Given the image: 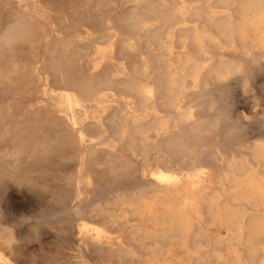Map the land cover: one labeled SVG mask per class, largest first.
<instances>
[{
  "label": "rangeland",
  "instance_id": "374dc122",
  "mask_svg": "<svg viewBox=\"0 0 264 264\" xmlns=\"http://www.w3.org/2000/svg\"><path fill=\"white\" fill-rule=\"evenodd\" d=\"M0 1H1L0 2L1 3L0 4V12H2L4 9L3 8L4 7L3 6L4 0H0ZM36 1H39V0H9L8 2L10 3V5H12L11 7L18 8L19 11L22 13H28L31 8L36 12H38V10H44L45 15H46L45 19H46L48 32H51L52 31L51 27L55 24L57 25V23L59 22L58 18H57V16H59V15L65 20L66 26L71 25V26H74L78 30H81V31H83V29L80 27V20L83 18L84 19L86 18V19H90L89 21H86V24L88 26H90L92 23V25L97 29L98 33L103 32V34L104 33L106 34V32L110 33L112 31L115 33L119 32L118 33L119 38L121 39L123 37V39H121V41L123 40V41H126L127 43H132V44H134L135 48L137 47L136 49L132 48L130 50H125V52H124V50H122V48H121L122 47L121 44H118V48H117L118 50L117 49L115 50L116 55H115V53L113 55L107 53L103 56L100 53H97V51L94 48L89 49L88 52L85 53V56L80 60L81 72H82L83 76L91 75L92 72L94 71L93 67H94L96 60L97 61H105V59L107 60V58H108L107 55L108 56L112 55L115 57L114 58L111 56L112 57L111 62H113L115 65H117V64L121 65L124 63V64H127L129 66H134L136 64L138 67V64L142 65V62L146 61L147 62V77H149V80L147 78V80H148L147 84H149V83L153 84L154 83L155 85H157L159 95H161L162 97L164 96V87H165L166 79L170 78V76L173 75V73L175 72V66L170 65V60L174 56L176 57L178 55V53H181L182 51H187L189 54L191 53L190 55L196 60L200 59L199 52H197L198 50L195 48L194 44L191 45L194 41V38H192L193 36L192 37L190 36L189 38L187 37V35H192V33L188 34L190 32H187V31H183V32L180 31L179 32L178 29H181V28L188 29V28H194L195 27L197 29L196 33H199V31H201V28H202V27H199L201 24V26H203L202 29H204V31L206 29L209 30L207 28L209 26H210L209 28L212 31V29L214 30V27H213V24H211L212 25L211 26L209 24V22H210V17H211L210 15H213V14H215L218 18L221 15H229L232 19L237 20V21L241 20V19H249L252 17L255 19H258L259 17H261V19L262 18L264 19V1H261V0H258L259 2L257 1L258 3H260L258 5H257V2L255 3L256 0H252L253 2H251V0H247V1L246 0H240L241 2H243V3L239 2L240 4H238L239 0H224V1H222V0H219V1L218 0H214V1L213 0H186L188 3H190L191 6L188 3L185 4V2H186L185 0H165L166 3L168 2L167 4L175 11V14L177 16L178 21L172 20V18L169 19V16L163 17L164 14H162V12H161V9H163L162 8V2L160 0H150L152 3V6H148L147 4H145L144 0H111L109 2L106 0L105 1L104 0H59V1H57V0H55V1L54 0H45V1L42 0L41 1L40 0L39 3ZM171 1H174V2L172 3ZM197 1H198V3H197ZM227 1L228 2L230 1V2L227 3ZM236 1H237V3H236ZM245 2H246V5H244ZM56 3L60 4L61 7L59 5H57ZM247 3H250V4L248 5ZM187 4H188V6H187ZM206 4H207V6H206ZM228 4H230V5H228ZM234 4L237 6H234ZM255 4H256V7H254V9H256V10H254V12H253V10H247L248 7H245V6L250 7V6L255 5ZM45 6H47L48 8ZM182 6H184V9ZM207 7H209V8H207ZM241 9H244V11ZM54 10H56V11H54ZM184 10H186L189 14H187V16L182 18L181 13L185 12ZM197 10H199L200 12L202 11L203 14L207 15V17L204 15L205 17L203 18L202 12L200 15V12ZM257 10L258 11L260 10V11L258 12ZM196 11H197V13H199V15L202 18L199 17V15H197V13H195ZM249 11L252 12L251 15H250ZM192 12H194V15L195 16L197 15V17L194 18L193 17L194 15ZM257 13H258V15H257ZM76 14H78V15H76ZM134 15L136 16V18H139L140 20H144V21H142L143 25L142 24L138 25V26L135 25V23L133 21ZM255 15H257L258 17ZM54 16H55V18H53ZM190 16H191V18H190ZM50 17H52L54 20ZM130 17H131V19H130ZM166 18L168 21H166ZM0 19H3V17L1 15H0ZM200 19H202V20L200 21ZM208 19H209V21H208ZM207 21H208V23H206ZM166 22L169 24H167ZM159 23H160L161 29H155ZM163 23H164V25H162ZM210 23H213V22H210ZM144 24H145V26H144ZM165 24H167V25H165ZM58 25L63 26V23L59 22ZM197 25H199V26H197ZM204 25H207V27ZM110 26L111 27L113 26V28H111ZM149 27H150V29H149ZM166 27L169 29H167ZM197 27H199V28H197ZM106 29H109L110 31L109 30L106 31ZM204 31L202 30L201 33ZM206 31H205L206 34L208 33L211 35V32L209 33V31L208 32H206ZM144 32L147 34V36H145L146 34ZM178 32H179V34H181V36L178 35ZM167 33H168V35H167ZM212 35L218 36V34L215 30H214V34L212 33ZM149 36H151V38ZM248 36L252 37V34H250ZM140 37L142 39H139ZM185 37H187V38H185ZM180 39H181V41H180ZM129 40H131V41H129ZM146 41L148 44L150 42L151 43L148 45L146 43ZM98 42L100 43L99 44L100 45L99 50H101V47H102V50L106 49V47H107L106 45H108V44L105 41H98ZM136 42H138V43H136ZM251 42H252V38H250L247 41V45H250ZM179 43H181L182 45L180 46ZM173 44H174V46H173ZM188 45H189V48H188ZM166 47H167V50L165 49ZM211 47H212V45H207V48H208L207 51L208 52L212 51L210 53L211 56H217L219 53H221L222 55L227 54L229 56L228 61L233 60L232 61L233 64L242 65L243 68L245 66V68H247V69L244 68L245 69V71L243 73L244 78L242 77V78L238 79V78H235L232 76L233 78L231 77L229 79L223 80L222 83L221 82L217 83V81L212 79V77L210 78L209 74H207L204 76V80L201 83V85H202L204 83V81L209 82L208 88L210 91H212L210 94H213V95H211L210 99L212 101H214V103H213L214 107L216 106L215 108L217 109L216 114H214V115H224V114L229 115L230 119L227 120L229 122H226V119L224 121L225 124L228 125L227 126L228 128H226V129L227 130L229 129V130L227 131L226 129L219 128L216 130L217 134L212 133L213 134V135L211 134L212 136L205 135V136H201L199 138L196 137L195 141L193 142L195 145L194 144L193 145L195 147L203 145V147L201 146L199 148L204 149V147H206L205 151H211L212 150L211 152H213L214 154L219 152V154H221L222 157H224L222 154H224V152L226 151L224 155L227 157L226 158L224 157L225 158L224 159L225 162L223 161L224 163L219 161L216 163V165L210 166L211 162L208 159L206 153L201 155V165H203L204 167H212L211 169L216 176V178L214 180L215 182H213L214 185L211 184V186H210L211 189L213 190V193H214V194L213 193H210V194L214 195L215 199H213L214 197L211 196L210 194H208L209 196L207 195V196H204L203 198H197L196 196H193L192 193L190 194V193L184 192V193H181L179 196H177V198L175 200L172 201V204H173L172 208L174 209V211L176 210L179 213V217L181 218V220L183 219L182 220L183 227L185 226V227H188L190 229L192 228V231H190L189 233L188 232L183 233V236L182 237L180 236L178 239H172V240L171 239H166V240L160 239L159 238V232H160V228H161L160 227L161 223L159 221L154 220L153 217H151L148 214V211L147 212H141L139 215H136V214H132V213H129V214L124 213V212H122V209H120V207H116V209H114L112 207L113 203H115V201H114L115 197L118 196L119 194H122V193L133 194L135 192L137 193L136 190H139L140 187L142 186V184H144V182L141 181L140 177H139L141 173L147 174V180H149V173L152 170H154L155 166H156L154 163L153 157L155 158L156 155L158 154V152H156L157 151L156 148L151 147L149 150H146V151H148V154H145L147 152H144L143 147L145 146V144L151 143V142H153V140H155V132L154 131H150L148 133L145 132L146 135H144V134L141 135L138 132L137 133L135 132L136 134L134 132L131 133L133 135V139H134L133 143L136 142V144L134 143L133 147H132V150L134 149L133 151H135V154H134L133 151H130V153H127L128 150H125L126 147L124 146L125 147L124 148L123 146H121V143H120L116 133H114L115 131L112 128H108V130L106 129L103 133L94 132V130H92V129L87 130V133H88L87 136H89L88 137L89 140L91 138L93 141L98 139L97 141H101L103 143V144L101 143L102 144V145H100L101 147L105 144L102 148H107V147H108V149L112 148V153L110 155L109 154L108 155L103 154L101 152L96 154V156L94 158V162L98 163V164H96V165H98V167L95 165V163L92 160H89L87 162L86 168L88 169L91 166V168L88 170L91 171L93 174H95V176H92L95 180L94 185H92L95 192H93L92 194H88L87 186H86L87 173H86L85 169L83 168L82 163L79 165L76 158L73 155H71L72 152L70 150H63V149L59 150L58 148H54V152L56 154L54 153L53 154L54 156L53 155L49 156L47 159L39 158V155H37V154H35V156H33L34 153H37L36 151H37V148L39 147L38 144H44V142L46 143V141L48 143L49 140H53L57 135L56 133H53V131H50L49 128H47V127H43L42 132H41L40 127H36V126H34L33 128L26 127V124L28 122L26 116L30 115V113H31L30 107L31 106H32L31 110H33L40 104V101L48 103L49 98H52L56 101L59 100L57 95L54 94V96H53V94L51 93L50 88H52V87L56 88L55 84L50 85L51 87H49V86H46V88L44 87L43 82H44V78H46V73L48 72V70L45 69L46 67H45V63H44L45 58L43 55V45L39 48V51L41 52V54H39L37 56H39L41 59H40V61H38V64H36V66H35L36 67L35 76H34V78H32L30 80L31 86L25 85L26 86L25 87L22 85L19 87L20 89L18 88L19 90H23V88H25L24 90L34 91L36 89H42V87H43L46 90L43 93L42 97H35V96L28 95V94H25L23 96V95L19 94V92H16V89H14L13 87H5L3 85L2 86L0 85V127L2 126V128L0 129V132H1L0 133L1 134L0 140H2V144L0 142V144H1L0 150L5 151V153L3 151L1 153V151H0V155H1L0 156V177H1L0 178V241L4 240L5 237L11 238V241L8 244V246L4 245V244H0V254L3 256V258L6 260V262H8L7 264H82L81 260H83L85 262L83 264H115L117 262H118L117 264H121V263L122 264H126V263L127 264H133L134 262H136L134 264H142L141 261L143 262V264H231V263H233V264H251V263L252 264H257V263L264 264V259L261 258V256L264 257L263 256L264 255V239H263L264 236L257 238L256 240H253L252 241L253 245H251V246L245 245V243H244V245L243 244H237V246H236V243L234 244V242H227L226 241L227 233H228L225 230L226 227L233 226L238 221L237 220V218H238L237 214L238 215H243V214L247 215L248 219H251V217H249V215L253 210L254 201L250 200V196H249V198L247 197L250 193V189H249L248 185L245 183V177L244 176L240 177L238 174H237V176L236 175L232 176L231 174H228V176L226 178L223 177L224 174H227L226 172L229 173V171L226 168V162H231L232 160H236V161L241 162L243 160H246L247 157H248L247 159H249V156H250L249 151H250V148L252 147V145L254 146L255 144H258V143L259 144L264 143V140H263L264 139V105H263L264 104V63H263L264 60H262L263 62L261 61L262 64H261L260 68H256V70L255 69L253 70V68H255V67L252 64H251V66H253V67H251L250 65L248 66V64H245L244 61H243L244 62V64H243L242 60L239 57L237 59L239 61L241 60V62H238L237 59H236L237 61H235L236 56H234L235 57L234 58L233 56L229 55L230 53L234 52L233 49H231L230 47H226V50L223 49L220 51L217 48H214V47L211 48ZM190 48H192V52L190 50H187ZM134 49H135V51H134ZM168 49H169V51H168ZM120 50H121V52H120ZM18 51H19V53H18L19 57L17 56V58H18V61H20L19 63L25 61L26 56H28V57H26V60H27L28 58H30L29 56L34 53V50L31 48L30 44L20 45L18 47ZM165 51L168 52V54L171 53V54H169L170 56L167 53L165 55ZM103 52H105V51L103 50ZM117 53H118V55H117ZM120 53H123V54H120ZM174 53L177 55H174ZM159 55H162V56L160 57ZM158 56H159V58H158ZM164 56H166L165 59H164ZM167 57L168 58L170 57V58L168 59ZM101 58L104 60H102ZM20 59H22V60H20ZM119 60H120V62H119ZM153 60H154V62H153ZM156 60H157V62H156ZM129 63H131V64H129ZM132 64H134V65H132ZM141 65H139V66H141ZM148 71H149V73H148ZM249 74H250V76H249ZM246 77H248V78L246 79ZM164 78H166V79H164ZM255 78H257V79H255ZM210 80H212V81H210ZM233 80H234V82H233ZM185 81H186L185 83L187 86V89H186L187 92L185 95H183L184 97L182 96V98H181L182 101H179V104L180 105L182 104V106H185L184 108L186 110H188L189 112L194 111V112H191L193 115H199V114H201V110H198V109H201V108H199V106L197 108H195V106H194V104H196V106L199 105V102L201 101L200 96L196 92L199 89L197 87L194 88V86L192 84V79L188 78ZM226 81H229V82L226 83ZM213 82H214V84H213ZM224 82H225V84H224ZM230 83H231V86H230ZM194 91L196 92V94ZM191 92H193L195 95H197L196 99L194 97V94H192ZM114 93L115 92H113L112 94H114ZM112 94L108 93L107 99H112L113 98ZM229 95H230V98H229ZM161 96H158V97L162 98ZM225 96H227V98ZM187 97L191 100V102L188 101ZM231 99H233V100H231ZM184 100H185V104L183 102ZM31 101H33V102H31ZM11 102H13V103H11ZM12 104H14V105L11 106ZM23 105H25V106H23ZM27 105H29V107ZM87 105H88V114L87 115H82L79 110L74 111L76 115H78V114H79V116L81 115L82 119L85 118V122L91 121L92 110L95 109V106L93 103H87ZM193 106H194V108H193ZM196 109H197V111H196ZM69 111L68 112L66 111V113L68 115H70L71 112H73V111H70V112ZM228 111L231 112L232 115ZM77 112H79V113H77ZM221 112H222V114H221ZM162 113L164 114V112H162ZM163 114L161 116H163ZM207 114L213 115L212 112L208 113V110H206L204 115H207ZM12 115H15L16 120L13 118L14 116H12ZM169 115H170V113H167V115H165V116H169ZM21 118L23 119V121ZM11 120H13V121L10 122ZM19 120L22 121V123ZM17 121H19L23 125H20V123H18ZM25 122H26V124H25ZM18 124H19V126H18ZM11 125H12V127H11ZM7 129H8V131H7ZM11 131H12V133H11ZM23 131H26V132H23ZM43 133H44V135H43ZM45 134L46 135L49 134L48 135L49 137L46 136ZM104 134L106 135V137L104 136ZM109 134H110V136H109ZM112 134H113V137H111ZM226 134H228V136ZM98 135H99V138H97ZM217 135H219V136H217ZM114 137H115L117 143H114L115 140L111 141V138L114 139ZM222 137H224V138L222 139ZM225 138H227V139H225ZM208 139H209V141H208ZM37 140H38V142H37ZM86 140H88V139L86 138ZM147 140H148V142H146ZM200 140H202V141L200 142ZM213 140H214V143H213ZM6 141H7V143H6ZM207 143H208V145H207ZM20 144L24 149H22L21 146H19ZM34 144H35V146H34ZM118 145H120L121 147ZM125 145L127 146V144H125ZM211 145H212V147H211ZM218 146H220V147H218ZM14 147H17V148H14ZM216 147H218V149H220V150H217ZM8 148H10V149H8ZM32 149H33V152H32ZM113 149H114V151H113ZM126 149H128V147ZM145 149H147V148H145ZM215 149H216V151H215ZM11 151H12V153L16 154L15 156L17 158L14 157V159L10 160L6 157L8 155V153L9 154L11 153ZM57 151H59V152L65 151L64 156H63L64 159L57 157V154L59 153V152L57 153ZM18 152H20V153H18ZM29 152H31V153H29ZM131 152H133V153H131ZM66 154L71 155V156L68 157ZM55 155H56V157H55ZM143 155H148L147 157L146 156L145 157L149 158V159L143 158L144 157ZM186 155H187V153H185V158L187 159ZM246 155H248V156H246ZM141 156L143 159H145V162H143L144 160L141 158ZM22 157H24V159ZM133 157H135V158H133ZM15 159H16V161H14ZM61 159H63V160H61ZM107 159H111V161H113V163L116 161V164L114 163L115 168L120 166L121 163H126V161H127L126 159H128V161L131 162V166L134 165L131 167L130 175H128L126 177H114L112 175L110 176V174L106 170V168H104L103 166L102 167L99 166L100 163L102 165V163H104ZM20 160H22V161H20ZM183 160L186 161L185 159H183ZM74 161H76V162H74ZM90 161H92L93 163H91ZM146 162H148V163H146ZM13 163L16 166H14ZM77 163H78V165H77ZM88 163H90V165ZM144 163H145V165H144ZM223 164H224L225 168H224ZM8 165H9V167H8ZM2 166H4V167H2ZM217 167H218V169H216ZM95 168H97V169H95ZM149 168H150V170L148 171ZM222 168H223V170H222ZM71 171H72V173H71ZM224 171H226V172H224ZM13 173H15V175ZM73 174H77L76 179L73 183V187H72L73 189L71 187L67 188L66 179H67V177H69ZM11 176H13V177H11ZM221 178L224 179L225 184L223 183V180H221ZM24 180H26V182H24ZM20 181H21V184H20ZM237 181L243 182L241 190H238L239 187L234 185ZM221 182L223 184H221ZM217 186H219V188ZM225 188H226V190H228L227 192H226V190H224ZM245 189H247L248 191ZM221 190H222V192H221ZM133 191H135V192H133ZM69 192H71V193H69ZM72 192L74 195L72 194ZM147 192H146V194L148 196L144 194L147 199L144 197V200L147 204V208H149L150 206H152L156 202L157 199L154 196L155 193H153L151 191H149L148 193ZM151 193H153V194H151ZM236 193L241 195V196L239 198H235L237 195ZM183 194H186L185 197ZM230 195L232 196V198ZM234 195H235V197H234ZM182 196L184 198H182ZM227 196H230V197H227ZM58 197H61V198L59 199ZM112 198L114 200H112ZM247 198H248V200H247ZM62 199L67 200L68 204H70V206L76 205L79 208V211H77L78 214L76 213L75 215L71 216L70 219H68V223L66 221L67 220L66 214H64V212L61 211L62 205L60 203L63 201ZM188 200L192 201V207L187 204ZM59 201H61V202H59ZM107 201H109V202H107ZM203 204H205V205L203 206ZM106 205H110V206H107L108 207V209H106L107 211H104L105 210L104 208H107ZM100 206H102L103 210L99 212V211H97V208H99ZM109 207H110V209H109ZM163 207H165V206H163ZM202 207H204V208H202ZM162 208L160 207V209H162ZM93 209H95V210H93ZM117 209H120V210H117ZM228 209H229V211H228ZM90 210H91V213H90ZM110 210H111V212H110ZM215 213H219V219L216 221L213 220ZM98 214H101V215L99 216ZM102 214H103V216H102ZM130 214H132V215H130ZM118 215H121V216H118ZM92 216H93V219L95 218L94 221L92 219ZM145 218H146V220H143ZM101 220H102V222H101ZM103 221L106 223H104ZM86 222H88V223H86ZM143 222H144V224H143ZM200 222H201V224H200ZM262 222H263V226H264V220H262ZM79 223L80 224L86 223L87 225H89V228H91V226H93V227L95 226L97 228H98V226L100 227L99 229L102 231V237L100 240H95V241L100 244L103 252H102V250H97V249L94 250V249H92L90 244L82 243L80 241V236H78L79 231H80ZM65 224H68L67 228H66V232H68V235H71V236H69L70 241L65 239V238L62 239V237H61V228ZM123 224H124V227L122 226ZM77 225L79 227H77ZM201 226L204 228L202 229ZM149 227H150V229H149ZM134 228L137 231H135ZM142 228H144V229H142ZM216 228H217V230H216ZM141 230L142 231L144 230L145 232H147V238L146 239H142L140 237V235H141L140 232H142ZM75 231H78V233ZM136 233H138V234H136ZM118 234H120V235H118ZM204 234L205 235L207 234V235L204 237ZM209 234L213 240L210 239L211 238L210 236H209L210 238L208 237ZM81 235L82 236L83 235L94 236L92 230H89L87 232H82ZM124 235L126 236V238L123 237ZM1 236H3V239ZM202 236H203V238H202ZM148 237L151 239V241ZM199 237H201L200 239H202V241L199 240ZM119 239L121 242L119 241ZM206 239H208V240L205 241ZM154 240L155 241L158 240V241H156L154 243ZM161 240H162V242H161ZM123 241H124V247L123 248H126L131 253H133V255H129V256H125V257L123 255L124 260H123L122 256L118 257V254L113 253V251L111 252V249H113L114 247L117 248L120 245V243L123 244ZM166 241H167V243H166ZM152 243H153V245H152ZM175 244H176V246H175ZM195 244L197 246L200 245V247H197ZM141 245H142V247L143 246L144 247L142 248ZM165 245L166 246L169 245L170 247L168 246V248H166ZM150 246H151V248H149ZM212 246H213V251H212ZM247 246L249 247L248 249H247ZM158 248H161V249L158 250ZM193 248H194V250H193ZM131 249L134 251H131ZM167 249H168V251H167ZM172 249H174V250H172ZM220 249H221V252H220ZM223 249H224V251H223ZM249 249L250 250L252 249V250L250 251ZM141 250H143V251H141ZM144 250H147V253H145ZM153 250H154V252L152 253L151 251H153ZM157 250H158V252L160 251L161 253L159 252L160 253L159 254L157 252ZM234 250L239 251L240 252L239 254L241 256L243 254L242 257L246 258L245 263L236 261L234 255H233ZM162 252H164V253L162 254ZM172 252H174L173 255H172ZM230 252H231V256L229 255V257H228V254H230ZM241 252H242V254H241ZM150 253H151V255H150ZM180 253H182L183 256ZM253 253H255V254H253ZM112 254L114 257L112 256ZM115 254H116V256H115ZM145 254L148 257H145ZM156 254H157V257H156ZM152 255H154L153 256L154 258L152 257ZM158 255H159V257H158ZM207 255L208 256L210 255L211 257L210 256L208 257ZM248 256H250V257H248ZM117 257H118L119 261L121 258H122L121 260H123V261H120V263H119V261L116 262ZM133 257L135 258L136 261L134 260ZM231 257L233 260L231 259ZM206 258L208 259L207 263H204V262H206ZM244 258H242L243 261L245 260ZM251 258H253V259H251ZM256 258H257V260H256ZM260 258H261V261H259ZM150 259H151V261H150ZM216 259H217V261L214 262V260H216ZM128 260H130V261H128ZM145 260H146V262L144 263ZM158 260H160V261H158ZM194 260H195V262H194ZM161 261H163V262H161ZM255 261H256V263H255ZM257 261H259V262H257ZM137 262H139V263H137ZM229 262H231V263H229ZM248 262H250V263H248Z\"/></svg>",
  "mask_w": 264,
  "mask_h": 264
},
{
  "label": "bare ground",
  "instance_id": "6f19581e",
  "mask_svg": "<svg viewBox=\"0 0 264 264\" xmlns=\"http://www.w3.org/2000/svg\"><path fill=\"white\" fill-rule=\"evenodd\" d=\"M8 1L4 0V3H3L4 9L2 12H0V15L3 17V19H0V85L1 86L3 85L5 87H13L14 89H16V92H19V94H21L23 96L25 94H28V95L35 96V97H42L43 93L46 90L45 89L46 86L51 87L50 85L55 84L56 88L55 87L50 88L51 93L53 94V96H54V94L57 95L58 99H59L56 101L52 98H49L48 103L40 101V104L39 105L37 104L38 106L36 108L34 107L35 109H33V110H31L32 106L30 107L31 113H30V115L26 116L27 120H28L27 124L25 122L26 127H28V128H33L34 126L40 127L41 132H42L43 127H47V128H49L50 131H53V133L57 134L56 137L53 140H49L48 143H47V141H46V143L44 142V144H38L37 143L39 145V147L37 148V151H36L37 153H34L33 156H35V154H37V155H39V158L47 159L49 156H52L55 153L54 148H58L59 150L60 149L70 150L72 152L71 155H73L76 158L79 165L82 163L83 168L85 169V171L87 173V183H86L87 191H88V194H92L93 192H95L93 189V186H92V185H94V182H95V180L92 176H95V174H93L91 171L88 170L91 168V166L88 169L86 168V166H87L86 164L89 160H92L94 162V158H95L96 154H98L100 152L103 154H107V155L109 154L110 155L112 153V148L111 149H108V147L102 148L105 144L101 147L100 145H102L103 143L101 141H97L98 139L93 141L91 138L89 140V138H88L89 136H87V134H88L87 130L92 129V130H94V132L103 133L106 129L108 130V128H112L115 131L114 133H116V135H117V137L121 143V146H123V147L125 146L126 148L128 147V149H126L124 147L125 150H128L127 153H130V151H133L134 150V149L132 150L133 144L134 143L136 144V142L133 143L134 139H133V135L131 134L132 132H134V133L138 132L141 135L142 134L146 135V133H148L150 131H154L155 132V140H153V142H151V143L145 144V146L143 147L144 152H147L145 154H148V151H146V150H149L151 147L156 148L157 149L156 152H158L156 157L155 158L153 157L154 163L156 166H155V169L149 173V180H147V174L141 173L139 177H140V180L144 182V184H142V186L140 187L139 190H136L137 193L135 191H133L136 194L135 193H133V194H128V193L119 194L118 196L115 197V200L112 198V200L115 201V203H113L112 207L114 209H116V207H120V209H122V212L128 213V214L132 213V214H136V215H139L141 212H147L148 211V214L151 217H153L154 220L159 221L161 223V226H160L161 228H160V232H159V238L160 239H165V240L166 239H171V240L172 239H178L180 236L181 237L183 236V233H185V232L189 233L190 231H192V228L190 229V228L185 227V226L183 227V225H182L183 219L181 220V218L179 217V213L176 210L174 211V209L172 208L173 207L172 201L175 200L177 198V196H179L181 193H184V192L190 193V194L192 193V195L196 196L197 198H203L204 196H207L208 194L213 193V190L211 189L210 186H211V184L214 185L213 182H215L214 180H215L216 176L211 169L212 167H204L203 165H201V155L206 153L208 159L211 162L210 166H213V165H216V163L219 161L225 162L224 159L227 156H225L224 154L226 151L224 152V154H222L225 157L224 158L221 156V154H219V152L214 154L213 152H211L212 150L211 151H205L206 147H204V149L199 148L201 146L203 147V145L198 146V147L196 146L197 147L196 148L194 146L195 144L193 142L195 141L196 137L199 138V137L205 136V135L212 136L214 133L217 134L216 133L217 129L228 128L227 127L228 125L225 124L224 121L226 119V122H229L227 120L230 119L229 115H225V114L224 115H214V114H216L217 109L215 108L216 106L214 107V104H213L214 101H212L210 99L211 95H213V94H210L212 91H210L208 88L209 82L204 81V83L202 84L203 86L201 85V83L204 80V76L207 74H209L210 78L212 77V79L217 81V83L218 82L222 83L223 80L229 79L232 76L239 79V78H242L244 76L243 73H244L245 69H247V68H245V66H244V68H245L244 69L242 67V65L233 64L232 63L233 60H230L231 62L228 61L229 56L227 54L222 55L221 53H219L217 56H211L210 53L212 51L211 52L207 51L208 50L207 45H212V47L217 48L219 51L223 50V49L226 50V47H230L231 49H233L234 52L230 53L229 55L233 56V57L236 56V58L234 57L235 61H237L238 60L237 58L239 57L242 60L243 64H244V62H245V64H248V66L249 65L251 66V64H252L255 67V68H253V70L254 69L256 70V68L261 67V64H262L261 61L264 60V19L263 18L261 19V17H259L258 19H255L252 17L249 19H241V20L237 21V20L232 19L229 15H221L219 18L215 14L210 15L211 16L210 22H213V23L209 22V24L210 25L213 24L214 30L217 32L218 36L212 35V33L214 34V30L212 29V31H213L212 32L211 29L209 28L210 26L207 27V25H204V26H206L209 30L206 29L207 31L206 30L205 31L206 32L209 31V33L211 32V35L208 33L207 34L205 33L204 29H202L203 26H201V24H200V26L199 25H197V26L202 27L201 31L202 30L204 31L202 33H201V31H199V33H196L197 29L195 27L194 28H188V29H186V28L178 29L179 32L180 31H182V32L187 31V32H190L188 34L192 33V35H187V37L189 38L190 36L191 37L193 36L192 38H194V41L191 39L193 41V43L191 45L194 44L195 48L198 50L197 52H199L200 59H197V60L194 59L190 55L191 53L189 54L187 51H182L181 53H178V55L174 53V55H177V56L176 57L174 56L170 60V65L175 66V72L173 73V75L170 76V78H167V79L164 78V79H166V81H165V87H164V96L162 97L161 95H159L157 85H155L154 83L153 84L152 83L147 84L149 77H147V62L146 61L142 62V65L137 63L138 67L135 63L134 64L136 66L134 64H132L134 66H129L127 64H124L123 62H122L123 64H121V65H118V64L115 65L113 62H111L112 57H114L112 55L115 53V50L118 48V44H121V46H122L121 48H122V50H124V52H125V50H130L132 48H135L134 44L127 43L126 41H123V40L121 41V39H123V37L121 39L119 38V36H118L119 32L115 33L112 31L110 33L106 32V34L105 33L103 34V32L98 33L97 29L92 25V23L90 26H88L86 24V21L90 20V19H86V18L85 19L83 18L80 20V27L83 29V31H81V30H78L74 26H71V25L66 26L65 20L60 15L57 16L58 21L63 23V26L64 25L65 26L63 27V26L58 25V23H59L58 22L57 25L55 24L51 27L52 31L48 32L46 19H45L46 15H45L44 10H38V12H36L31 8L28 13H22L19 11L18 8L11 7L12 5H10V3ZM57 1H59V0H57ZM106 1L109 2L111 0H106ZM160 1L162 2V8H163V9H161V12H162V14L165 15V16L163 15V17L169 16V19L172 18V20L178 21L177 16L175 14V11L167 4L168 2L166 3L165 0H160ZM222 1H224V0H222ZM257 1L258 0H256L255 3ZM261 1H264V0H261ZM36 2L39 3L40 0L36 1ZM144 2L148 6H152V3L150 0H144ZM171 2L173 3L174 1H171ZM229 2L227 1V3H229ZM239 2H241V1L239 0L238 4H240ZM251 2H253V1L251 0ZM258 2H257V5L260 4ZM186 3H188V2L186 1L185 4ZM197 3H198V1H197ZM236 3H237V1H236ZM241 3H243V2H241ZM56 4L60 6V4H58V3H56ZM188 4L190 5V3H188ZM188 4H187V6H188ZM247 4L249 5L250 3H247ZM228 5H230V4H228ZM244 5H246V2L244 3ZM206 6H207V4H206ZM234 6H237V5L234 4ZM45 7H47V6H45ZM182 7L184 9V6H182ZM245 7H248L247 10H253V12H254V10H256V9H254V7H256V4L252 5L250 7L249 6H245ZM207 8H209V7H207ZM241 10L244 11V9H241ZM54 11H56V10H54ZM184 11L185 12L181 13L182 18H184L185 16H187V14H189L186 10H184ZM197 11H199V10H197ZM197 11L195 13H197ZM201 12H200V15H201ZM192 13L194 15V12H192ZM251 13L252 12H250V15H251ZM202 14H203V12H202ZM76 15H78V14H76ZM197 15H199V13H197ZM197 15L196 16L194 15L193 17L195 18V17H197ZM200 15H199V17H201ZM204 15L205 14H203V18L205 16L207 17V15H205V16ZM257 15H258V13H257ZM257 15H255V16H257ZM50 18H52V17H50ZM53 18H55V16ZM190 18H191V16H190ZM130 19H131V17H130ZM201 20L202 19H200V21ZM133 21H134L135 25L138 26V25H141L143 23L142 21H144V20H140L139 18H136V16L134 15ZM166 21H168L167 18H166ZM208 21H209V19H208ZM208 21L206 23H208ZM160 23L158 24V26L155 29H161ZM167 24H169V23H167ZM167 24H165V25H167ZM162 25H164V23ZM144 26H145V24H144ZM199 27H197V28H199ZM111 28H113V26ZM149 29H150V27H149ZM167 29H169V28H167ZM107 30H109V29H106V31ZM179 32H178V35L181 36V34H179ZM250 34H252V37L248 36ZM167 35H168V33H167ZM145 36H147V34ZM149 37L151 38V36H149ZM187 37H185V38H187ZM250 38H252V42L250 43V45H247V41ZM139 39H142V38L140 37ZM98 41H105L108 44V45H106L107 46L106 49H103L106 53L103 52L102 47H101V50H99V46H100L99 44L100 43ZM129 41H131V40H129ZM180 41H181V39H180ZM136 43H138V42H136ZM146 43H147V41H146ZM24 44H30L31 48L34 50V53L29 56L30 58H28L26 60V57H28V56H26L25 61L19 63L20 61H18V58H17V56L19 57L18 47L20 45H24ZM179 44H180V46L182 45L181 43H179ZM42 45H43V55L45 58V61H44L45 67H46L45 69L48 70V72L46 73V78H44V82H43L45 88L42 87V89H36L34 91L24 90L25 88H23V90H19L20 89L19 87L22 85L23 86H25V85L31 86L30 80L32 78H34V76H35V71H36L35 66H36V64H38V61H40V59H41L37 55L41 54V52L39 51V48ZM173 46H174V44H173ZM91 48H94L97 51V53H100L102 56L107 54V53L112 54V55H109V56L107 55L108 58H107V60L105 59V61H97L96 60L94 67H93L94 71L92 72V74L88 75V76H83L82 72H81L80 60L85 56V53L88 52V50ZM188 48H189V45H188ZM135 49H134V51H135ZM165 49L167 50V47ZM187 50H190L192 52V48L187 49ZM168 51H169V49H168ZM120 52H121V50H120ZM118 53H117V55H118ZM166 53L168 54V52L165 51V55H166ZM120 54H123V53H120ZM169 54H171V53H169ZM115 55H116V53H115ZM159 56L161 57L162 55H159ZM159 56H158V58H159ZM165 57L166 56H164V59H165ZM20 60H22V59H20ZM102 60H104V59H102ZM241 60L240 61L238 60V62H241ZM119 62H120V60H119ZM153 62H154V60H153ZM156 62H157V60H156ZM129 64H131V63H129ZM139 65H141V66H139ZM253 66H251V67H253ZM149 71H148V73H149ZM249 76H250V74H249ZM248 77H246V79ZM147 78H148V80H147ZM188 78L192 79V84H193L194 88L197 87L199 89L196 92L200 96L201 101L200 100H199L200 102L198 101L199 105H197V106H196V104H194L195 108H197L198 106H199V108H201V109H198V110H201V114H199V115H193L191 112H194V111L190 110L191 112H189L188 110H186L184 108L185 106H182V104L181 105L179 104V101H182V99H181L182 96L185 95L187 92L186 91L187 86H186L185 80ZM255 79H257V78H255ZM210 81H212V80H210ZM214 82H213V84H214ZM227 82H229V81H226V83ZM233 82H234V80H233ZM224 84H225V82H224ZM230 86H231V83H230ZM113 92H115V93L112 94ZM196 92H195V94H196ZM108 93H111L113 95L112 99H107ZM191 93L194 94L193 92H191ZM195 94H194V97L196 99L197 95H195ZM158 96H161L162 98H160ZM225 97L227 98V96H225ZM229 98H230V95H229ZM231 100H233V99H231ZM188 101L191 102V100L189 98H188ZM31 102H33V101H31ZM183 102L185 104V100ZM11 103H13V102H11ZM87 103H93L95 106V109L92 110L91 121L85 122V118L82 119L81 115L80 116H79V114L76 115L74 111L79 110L82 115H87L88 114ZM13 105L14 104H12L11 106H13ZM23 106H25V105H23ZM27 106L29 107V105H27ZM194 106H193V108H194ZM69 110L73 111V112H71L70 115H68L66 113V111L68 112ZM206 110H208V113L212 112L213 115H209V114L204 115ZM196 111H197V109H196ZM162 112H164V114ZM77 113H79V112H77ZM167 113H170V115L165 116V115H167ZM229 113H231V112H229ZM162 114H163V116H161ZM221 114H222V112H221ZM231 115H232V113H231ZM12 116H14L13 118L16 120L15 115H12ZM12 121L13 120H11L10 122H12ZM19 121H17V122L22 123L23 119H22V121H20V122ZM21 123H20V125H23ZM18 126H19V124H18ZM11 127H12V125H11ZM1 128H2V126L0 127V129ZM7 131H8V129H7ZM23 132H26V131H23ZM11 133H12V131H11ZM105 134H104V136L106 137ZM113 134L111 135V137H113ZM228 134H226V135L228 136ZM43 135H44V133H43ZM48 135H46V136H48ZM0 136H1V134H0ZM109 136H110V134H109ZM217 136H219V135H217ZM86 138L88 140H86ZM97 138H99V135ZM223 138L224 137H222V139ZM225 139H227V138H225ZM112 140L113 141L115 140L114 143H117L115 137H114V139L111 138V141ZM214 140H213V143H214ZM201 141L202 140H200V142ZM208 141H209V139H208ZM0 142L2 144V140H0ZM37 142H38V140H37ZM146 142H148V140ZM6 143H7V141H6ZM125 144H127V146ZM207 145H208V143H207ZM19 146H21V144ZM34 146H35V144H34ZM118 146H120V145H118ZM211 147H212V145H211ZM218 147H220V146H218ZM218 147H216L217 150H220V149H218ZM14 148H17V147H14ZM21 148L24 149L22 146H21ZM145 148H147V149H145ZM8 149H10V148H8ZM2 151H1V153H2ZM113 151H114V149H113ZM215 151H216V149H215ZM3 152L5 153V151H3ZM32 152H33V149H32ZM58 152L59 151H57V153ZM64 152L60 151L57 154V157L63 158ZM133 152L135 154V151H133ZM133 152H131V153H133ZM249 152H250L249 159H247L248 158L247 157L246 160H243L241 162L236 161V160H232L231 162H226V168L229 171V173L224 171L227 174L223 175L224 178H226L228 176V174H231L232 176H234V175L237 176V174L240 177L244 176L245 177V183L248 185V187L250 189L249 195L248 196L246 195V196L248 198L250 196V200L254 201L253 210L249 215V217H251V219H248L247 215H244V214L238 215L236 213L238 216V218H237L238 221L233 226L226 227V229H225L228 232L226 241L227 242H234V244L236 243V246H237V244H243L244 245V243H245V245L251 246V245H253L252 244L253 240H256L257 238L264 236V226H263V222H262V220H264V201H263L264 200V143H260V144L258 143V144H255L254 146L252 145ZM18 153H20V152H18ZM29 153H31V152H29ZM185 153H187V155H186L187 159L185 158ZM15 155L16 154L12 153V151H11V153L10 154L8 153V155L6 157L8 159L12 160V159H14V157H16ZM71 155H67V156L70 157ZM143 156H144L143 158L149 159V158H146L148 155H143ZM246 156H248V155H246ZM55 157H56V155H55ZM22 158L24 159V157H22ZM133 158H135V157H133ZM141 158H142V156H141ZM63 159H61V160H63ZM145 159H143L144 160L143 162H145ZM183 159H185L186 161H184ZM126 160H127L126 163H121L120 166H118L117 168L114 167V163L116 164V161L113 163V161H111V159H107L104 163H102V165L100 163L99 166H101V167L103 166L104 168H106V170L109 172L110 176L112 175L114 177H126V176L130 175L131 167L134 166V165L131 166V162H129L128 159H126ZM14 161H16V159ZM20 161H22V160H20ZM92 161H90V162L93 163ZM74 162H76V161H74ZM78 163H77V165H78ZM146 163H148V162H146ZM88 164L90 165V163H88ZM96 164H98V163L96 162L95 165ZM13 165H14V163H13ZM144 165H145V163H144ZM14 166H16V165H14ZM96 166L98 167V165H96ZM223 166H224V164H223ZM2 167H4V166H2ZM8 167H9V165H8ZM224 168H225V166H224ZM95 169H97V168H95ZM216 169H218V167ZM149 170H150V168L148 169V171ZM222 170H223V168H222ZM71 173H72V171H71ZM13 174L15 175V173H13ZM76 176H77V174H73V175L67 177V179H66L67 188L73 187V183L76 179ZM11 177H13V176H11ZM26 180H24V182H26ZM221 180H223V183H224V179L221 178ZM223 183L221 182V184H223ZM20 184H21V181H20ZM242 184H243V182L237 181L234 185L239 187L238 190H241ZM217 187L219 188V186H217ZM148 190L155 193L154 196L157 199L156 202L152 206H150L149 208H147V204L144 200V197H145V195H147L146 192ZM224 190H226V188ZM245 190H247V189H245ZM227 191L228 190H226V192ZM221 192H222V190H221ZM69 193H71V192H69ZM153 193H151V194H153ZM72 194H73V192H72ZM183 195L185 197L186 194H183ZM211 196H213L214 197L213 199H215L214 195H211ZM230 196H227V197H230ZM240 196L241 195H239V194H237L236 197L234 195L235 198H239ZM184 197L182 196V198H184ZM58 198L60 199L61 197H58ZM231 198H232V196H231ZM248 198H247V200H248ZM61 201H59V202H61ZM107 202H109V201H107ZM60 204L62 205L61 211H63L64 214H66V216H67L66 221L68 223V219H70L71 216L75 215L77 213V211H79V208L76 205L70 206V204H68V201L65 199ZM187 204L192 207V201L188 200ZM110 205H106V207L110 206ZM204 205L205 204H203V206ZM163 206H165V207H163ZM160 207L161 208L163 207V208L160 209ZM202 208H204V207H202ZM104 209H105L104 211H107L106 209H108V207L104 208ZM109 209H110V207H109ZM120 209H117V210H120ZM93 210H95V209H93ZM102 210H103L102 206L97 208V211H99V212ZM228 211H229V209H228ZM110 212H111V210H110ZM90 213H91V210H90ZM132 214H130V215H132ZM98 215L100 216L101 214H98ZM102 216H103V214H102ZM118 216H121V215H118ZM92 219H93V216H92ZM94 219H93V221H94ZM218 219H219V213H215L213 220L216 221ZM102 220H101V222H102ZM143 220H146V218ZM88 222H86V223H88ZM86 223H81V224L79 223L80 231H79L78 236H80V241L82 243L90 244V246L94 250H96V249L102 250V247L100 246V244L95 241V240H100L102 237V231L99 229L100 227L98 226V228H97L95 226L94 227L91 226V228H89V225H87ZM104 223H106V222H104ZM143 224H144V222H143ZM200 224H201V222H200ZM67 225L68 224H65L61 228V237H62V239L65 238V239L69 240V236H71V235H68V232H66ZM122 226L124 227V224ZM77 227H79V226L77 225ZM203 228L204 227H202V229ZM142 229H144V228H142ZM149 229H150V227H149ZM89 230H92L94 236H88V235L82 236L81 235L82 232H87ZM134 230H135V228H134ZM216 230H217V228H216ZM135 231H137V230H135ZM75 232L78 233V231H75ZM136 234H138V233H136ZM140 234H141L140 237L142 239L147 238V232H145L144 230L142 232H140ZM210 234L208 235V237L210 236ZM118 235H120V234H118ZM206 235L204 234V237ZM1 237L3 239V236H1ZM123 237L126 238L125 235ZM200 238L201 237H199V240L202 241V239H200ZM202 238H203V236H202ZM120 239H119V241H120ZM210 239H212V237ZM207 240L208 239H206L205 241H207ZM10 241H11V238L5 237L4 240L0 241V244H4V245L8 246ZM150 241H151V239H150ZM156 241H158V240H156ZM156 241L154 240V243ZM161 242H162V240H161ZM166 243H167V241H166ZM152 245H153V243H152ZM168 246L165 245L166 248H168ZM175 246H176V244H175ZM248 246H247V249L249 248ZM123 247H124V241H123V244L120 243V245L117 248L114 247L113 249H111V252L113 251V253L118 254V257L122 256V258H123V255H124V257L129 256V255H133V253H131L129 250H127L126 248H123ZM141 247H142V245H141ZM197 247H200V245ZM149 248H151V246ZM159 249H161V248H158V250ZM158 250H157V252H158ZM172 250H174V249H172ZM193 250H194V248H193ZM131 251H134V250L131 249ZM141 251H143V250H141ZM144 251H145V253H147V250H144ZM167 251H168V249H167ZM212 251H213V246H212ZM223 251H224V249H223ZM102 252H103V250H102ZM151 252L153 253L154 250ZM220 252H221V249H220ZM163 253L164 252H162V254ZM173 253L174 252H172V255H173ZM239 253L240 252L237 250L233 251V255H234L236 261L245 263L246 258L242 257L243 256L242 252H241L242 256ZM116 254H115V256H116ZM180 254L182 255V253H180ZM253 254H255V253H253ZM150 255H151V253H150ZM229 255L231 256V252H230V254H228V257H229ZM112 256H113V254H112ZM153 256L154 255H152V257ZM118 257H117L116 262L119 261ZM145 257H148V256H146V254H145ZM156 257H157V254H156ZM158 257H159V255H158ZM248 257H250V256H248ZM207 258H206V262H204V263H207V260L209 259V258L208 259ZM242 258H244L245 260L243 261ZM261 258L264 259V257H262V256H261ZM261 258L259 259V261H261ZM121 259H120V261L124 260V258H123V260H121ZM231 259H232V257H231ZM251 259H253V258H251ZM134 260H135V258H134ZM256 260H257V258H256ZM82 261L83 260H81L82 264L85 263L84 261L83 262ZM120 261H119V263H120ZM128 261H130V260H128ZM150 261H151V259H150ZM158 261H160V260H158ZM215 261H217V259L214 260V262ZM259 261H257V262H259ZM145 262H146V260L144 261V263ZM161 262H163V261H161ZM194 262H195V260H194ZM7 263L8 262H6V260L0 254V264H7ZM117 263H115V264H117ZM134 263H136V262H134ZM137 263H139V262H137ZM141 263L143 264L142 261H141ZM229 263H231V262H229ZM248 263H250V262H248ZM255 263H256V261H255ZM231 264H233V263H231ZM257 264H259V263H257Z\"/></svg>",
  "mask_w": 264,
  "mask_h": 264
}]
</instances>
